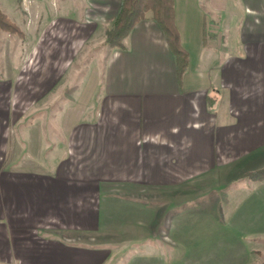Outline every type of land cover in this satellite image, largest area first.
Listing matches in <instances>:
<instances>
[{"label":"crops","instance_id":"crops-1","mask_svg":"<svg viewBox=\"0 0 264 264\" xmlns=\"http://www.w3.org/2000/svg\"><path fill=\"white\" fill-rule=\"evenodd\" d=\"M120 2L89 0L94 31ZM174 15L182 75L159 26L138 23L87 84L65 91L53 164H16L11 140L25 139L11 138L12 124L22 116L5 126L10 113L0 109V263L198 264L227 240L213 236L193 259L182 249L183 206L201 184L264 161V0H174ZM50 67L36 78L37 101L63 76ZM257 190L264 219V184L235 219L253 209Z\"/></svg>","mask_w":264,"mask_h":264},{"label":"rangeland","instance_id":"rangeland-1","mask_svg":"<svg viewBox=\"0 0 264 264\" xmlns=\"http://www.w3.org/2000/svg\"><path fill=\"white\" fill-rule=\"evenodd\" d=\"M0 8L23 33V37L0 33V109L10 113V119L3 120L5 126H10L18 116H22L17 124H12L15 135L11 138L25 139L11 140L12 147L15 146L12 153L18 166L35 169L50 165L62 154L61 140H50L58 136L61 117L58 118L56 111L65 105L66 90H76L82 81L87 84V76L91 75L93 68L102 67L108 54L104 43L105 31L112 22L103 27L100 25L94 31L97 22L86 15L90 9L89 0H0ZM46 26L48 29L43 33L41 29ZM52 65L57 70V76H63L53 92L37 101L40 91L36 78L43 69L47 70ZM33 137L38 140H31ZM4 162V153L0 151L1 167ZM263 167L262 159L237 167L230 177L219 178V183L212 179L201 184L203 192L194 193L186 200L183 206L186 216L182 217L187 218L188 231L182 249L188 250L196 259L206 253L213 243V236L221 234L227 239V244L214 243L209 254L203 260L198 259V264L264 262V219L259 216L258 197L263 195L259 190L257 198L252 200H257L253 209H240L239 218L235 219L238 207L244 204L243 200L253 194L250 193L252 190L264 184V181H251L245 175ZM249 212L251 217L243 216ZM236 220L240 221L235 225L237 230L235 226L228 225V222ZM186 225H182V229ZM140 229L142 234L147 226ZM137 233L140 234V231ZM162 243L165 245V242ZM169 246L175 248L173 244Z\"/></svg>","mask_w":264,"mask_h":264},{"label":"trees","instance_id":"trees-1","mask_svg":"<svg viewBox=\"0 0 264 264\" xmlns=\"http://www.w3.org/2000/svg\"><path fill=\"white\" fill-rule=\"evenodd\" d=\"M145 19L154 21L160 28L175 62L177 75L184 72L187 54L181 48L175 25L174 0H121L118 13L109 29L105 31V46L108 50L123 49V41L133 28ZM0 33L23 37L21 29L0 8ZM249 180L264 181V167L245 175ZM264 264V262L262 263Z\"/></svg>","mask_w":264,"mask_h":264}]
</instances>
